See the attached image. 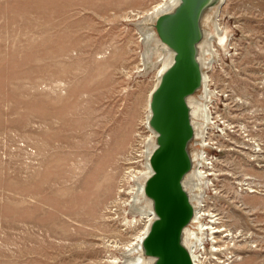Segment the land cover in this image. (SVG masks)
<instances>
[{"label": "rangeland", "instance_id": "374dc122", "mask_svg": "<svg viewBox=\"0 0 264 264\" xmlns=\"http://www.w3.org/2000/svg\"><path fill=\"white\" fill-rule=\"evenodd\" d=\"M161 1L0 0V264L134 263ZM219 1L199 264H264V0Z\"/></svg>", "mask_w": 264, "mask_h": 264}, {"label": "water", "instance_id": "95a60500", "mask_svg": "<svg viewBox=\"0 0 264 264\" xmlns=\"http://www.w3.org/2000/svg\"><path fill=\"white\" fill-rule=\"evenodd\" d=\"M216 1L178 0L153 25L160 43L173 53L172 62L160 76L149 101L148 124L155 133V147L148 160L151 174L144 182V194L151 201L154 219L141 247L153 264H193L182 242L183 230L193 217L183 185L192 169L189 146L193 128L187 99L201 88V21Z\"/></svg>", "mask_w": 264, "mask_h": 264}, {"label": "bare ground", "instance_id": "6f19581e", "mask_svg": "<svg viewBox=\"0 0 264 264\" xmlns=\"http://www.w3.org/2000/svg\"><path fill=\"white\" fill-rule=\"evenodd\" d=\"M222 2H223V0H220L218 2L217 6L214 8L213 12H214L215 16L218 15L219 8H220V5L222 4ZM177 4H178V0H162L161 2H159L158 4H156L152 8V12H151L152 16L149 15L151 17L150 21H151V27H152L151 37L160 46V48L164 52V58L162 59L161 63L159 62L160 66H159L157 73H156V82H155L154 86L151 88V90L149 91L148 96H147V100H146L145 124L147 126L148 131L151 134L150 135L151 143L148 146L147 153H146L145 170L142 173V176H141L139 183L137 185L138 197H136V199L135 198L133 199L136 202L140 201V200L145 202L146 211H144V215H143L145 220H144V225L142 226L143 227L142 231L136 236L135 242H134L135 246L131 248L132 252L136 255V257L133 258V260H132V261H134V259H135L134 263L132 262L133 264H153L152 258L145 257L143 255V251H142V247H141V242H142L144 236L146 235V233L148 231L150 223L154 219V213H153V210L151 207V201L144 194V182L151 174V169H150L148 160H149V156H150L153 148L155 147V133L152 131V129L149 127V124H148L149 116H150L149 101H150V96H151L152 91L157 86V84L160 80V76L163 74V72L171 64L172 58H173L172 51L166 45L160 43V41L158 40L153 25H154L155 19L159 15H161L163 13L170 12ZM205 18H206V16H205ZM209 28H210V26H209ZM217 32H219V31H217ZM202 33H203V40L198 44L199 50H201L205 44L211 43L214 39V37H213L214 35L212 34L213 35L212 36L211 34L206 33L204 31V29L202 30ZM145 36H147V35H145ZM219 38L221 40H224L225 36H221ZM219 38L217 37V39H219ZM207 47H208V45H207ZM211 60H213V59H211ZM198 61H199V64L201 67V72H202V84H201V88L199 91H202L203 94L201 96H199L198 98H196L195 96H190L187 99V103H188V106L190 108L191 123H192V128H193V141L198 138V139H200V141L202 140L201 141L202 145H206V144H204V141L206 138L205 135L207 133L206 130H207L208 126L210 124H212L210 122L212 118L210 117L208 103L206 100H207V97L211 94V91L209 90L208 84H207L208 83V76L206 75V72H205V68H206L205 64L206 63H204L201 55L198 56ZM207 68H209V67H207ZM206 146H209V145H206ZM204 154L203 153L198 154L197 152L193 153L192 151L190 152V157L192 160V169L186 175L184 182H183L184 188L188 193L190 203L193 207V217H192L189 225L183 230L182 242H183V245L185 246V248L190 253L193 264H199L200 263L201 253H203V251H204V242H205V240H208V236H211L212 234L217 233L213 229L206 228L203 224V216H204L203 209H202L203 208V196H204V192H205L204 190L208 187V183H209L207 180V176H209V175L205 174L201 170V166L205 160ZM194 224H196V226H194ZM209 230H212L211 233L209 232ZM128 251H126V253ZM128 261H130V260H128ZM129 263H131V262H129Z\"/></svg>", "mask_w": 264, "mask_h": 264}, {"label": "built area", "instance_id": "2783aa9c", "mask_svg": "<svg viewBox=\"0 0 264 264\" xmlns=\"http://www.w3.org/2000/svg\"><path fill=\"white\" fill-rule=\"evenodd\" d=\"M194 226H196V225H194ZM192 229V228H191ZM194 229V228H193Z\"/></svg>", "mask_w": 264, "mask_h": 264}]
</instances>
